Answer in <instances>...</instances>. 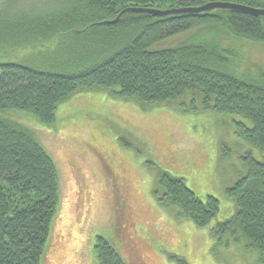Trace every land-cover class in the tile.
Instances as JSON below:
<instances>
[{"label":"trees","instance_id":"16d2710c","mask_svg":"<svg viewBox=\"0 0 264 264\" xmlns=\"http://www.w3.org/2000/svg\"><path fill=\"white\" fill-rule=\"evenodd\" d=\"M210 1L264 8V0H68L43 14L0 11V48L32 49L43 60L0 63V110H23L50 125L73 95L109 90L119 102H134L145 112L166 108L232 116L236 135L263 158L252 151L238 155L245 171L226 187L235 212L212 227L213 252L241 246L264 264V76L254 80L232 71L228 51L207 37L225 29L263 42L264 17L230 9L168 16L127 11L119 21L105 22L130 6L166 9ZM183 34L184 39L163 44ZM56 45L62 48L47 49ZM233 154L223 146L219 162ZM155 167L158 203L177 219L207 226L220 200L199 198L183 177ZM60 202L53 157L30 128L0 118V264L44 263ZM95 250L99 264L131 263L103 235L97 236ZM169 256L176 264H190L177 253Z\"/></svg>","mask_w":264,"mask_h":264},{"label":"rangeland","instance_id":"374dc122","mask_svg":"<svg viewBox=\"0 0 264 264\" xmlns=\"http://www.w3.org/2000/svg\"><path fill=\"white\" fill-rule=\"evenodd\" d=\"M66 1L0 0V11L43 14ZM184 36L163 44H173ZM207 37L228 51L232 71L262 80L264 41L244 40L225 29ZM40 56L32 49L10 52V48H0V63L38 64ZM0 118L30 128L60 174L59 213L43 264H99L98 235L107 237L132 264H176L169 256L172 253L190 264H258L256 256L241 246L213 252L212 227L235 212L226 187L244 170L238 155L252 151L263 158L260 150L236 135L232 116L178 114L166 108L145 112L134 102H119L109 90H91L63 102L50 125L19 109H2ZM223 146L234 154L221 164ZM156 165L183 177L199 198L213 195L220 200V210L207 226L177 219L158 203Z\"/></svg>","mask_w":264,"mask_h":264},{"label":"water","instance_id":"95a60500","mask_svg":"<svg viewBox=\"0 0 264 264\" xmlns=\"http://www.w3.org/2000/svg\"><path fill=\"white\" fill-rule=\"evenodd\" d=\"M215 9H230L237 10L244 13L252 14L255 16H263L264 17V8L254 7L251 5H246L242 3H235L230 1H210L202 5L198 6H181V7H171L166 9H160L155 7H141V6H130L124 8L120 14L113 20H107L106 23H115L119 21L121 16L127 11L134 12H148L155 15L160 16H168L173 14H185V13H205Z\"/></svg>","mask_w":264,"mask_h":264}]
</instances>
